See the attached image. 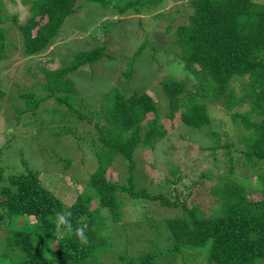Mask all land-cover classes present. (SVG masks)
<instances>
[{
    "label": "trees",
    "instance_id": "16d2710c",
    "mask_svg": "<svg viewBox=\"0 0 264 264\" xmlns=\"http://www.w3.org/2000/svg\"><path fill=\"white\" fill-rule=\"evenodd\" d=\"M20 1L26 6L23 16L16 13L9 16L0 8V59L7 56L6 49L12 45L3 27L6 22H11L20 34L22 54L31 56L58 37L66 20L86 3L111 9L113 14L121 16L128 12L145 13L163 2ZM190 5L192 12L187 23L177 26L167 48H172L184 70L194 77L192 86L187 85L192 81L191 76L185 83L165 72L157 78L154 89L147 87L145 91L127 93L116 84L114 90L104 95L98 110L83 107L69 75L82 66L91 67L103 57L113 58L106 45L98 43L73 53L65 65L51 68L39 61L37 69L26 71V79L34 75L41 87L36 90L38 94L28 89L18 92L25 107L12 105L14 120L24 113L33 118L27 126L50 125L48 134L68 133L79 141L84 140L98 165L84 183L82 194L67 204L42 185L39 171L21 158V152V171L5 170L0 165V229H4L6 235V249L0 254V264H102L101 255L110 252L112 246L108 222L120 219L119 207L125 204V197L149 199L156 201L157 206L179 210V213L158 218L159 234L166 238V251L173 258L169 264L178 261L181 264L190 261L196 264H253L264 259V0H190ZM164 16L158 13L156 17ZM166 33L169 34V29ZM144 47L145 42L139 45L116 81L126 84L132 80L134 62ZM150 56L153 61L157 60L156 52ZM159 66L160 62L155 69ZM236 80L241 83L237 92ZM34 88L31 85L30 89ZM4 95L0 89V97ZM154 95L164 98L165 115L170 120L177 118L182 131L186 126L194 131L199 129V136L212 140V144H197L193 153L210 152L216 162L219 159V164H229L226 174L218 173L211 178L208 172H199L198 179H192L188 185L209 190L207 202L201 197L189 205L187 198L180 199L177 192L175 200L171 201L162 193L154 194L142 187L137 189L134 184L138 149H154L155 142L167 134L161 121L160 104ZM244 105L247 107L240 110ZM216 107L239 131L238 143L243 145L241 159L253 171L249 179L234 173L233 142L218 130L220 127L212 112ZM222 134L227 137L223 143L220 141ZM186 157L183 162L195 163V158ZM116 160H122L127 167L124 183L112 173L107 174ZM60 161L65 167L71 165L68 159ZM170 168L168 182L175 184L184 174L189 178L193 176L177 167ZM188 186L185 184V188ZM60 211H71L73 227H84L89 240L87 245L79 244L74 235L57 236L53 221L55 213ZM28 217H32L35 224L30 218L25 222ZM129 261V264H157L153 252L130 257Z\"/></svg>",
    "mask_w": 264,
    "mask_h": 264
},
{
    "label": "rangeland",
    "instance_id": "374dc122",
    "mask_svg": "<svg viewBox=\"0 0 264 264\" xmlns=\"http://www.w3.org/2000/svg\"><path fill=\"white\" fill-rule=\"evenodd\" d=\"M25 7L20 0H0L1 10L9 16L14 13L23 16ZM176 9H179V12H175ZM191 12L190 0H163L151 11L138 15L128 12L121 16L113 14L111 9L104 10L97 5L86 3L66 20L62 33L58 37L53 39L45 49L31 56L22 54L20 34L17 29L11 26V22H3L2 24H5L2 26L7 30L6 36L12 45L6 49L7 56L0 59V89L5 92V95L0 97V147H3L1 167L3 166L5 170L9 171L18 169L21 171V158L25 159L30 167L39 171L38 177L44 187L54 192L65 204L71 203L78 194H82L84 191V183L98 165L97 159L84 140L79 141L68 133L59 136L48 134L50 125H48L49 127L44 124H36L35 127L27 126L26 123L32 122L33 118L24 113L14 120L15 113L14 110H11L12 105L16 104L22 109L25 107L23 99L20 100L17 95L18 92L28 89L35 90L38 94L36 90H40L41 87L38 86V79L34 78V75H29V80L26 79V73H28L26 71L30 68L37 69L39 61L51 68L65 65L73 53L89 49L98 43V45L105 44L107 52L113 58L103 57L91 67L89 65L82 66L69 75L74 80L83 107L89 106L94 111L98 110L104 95L114 90L117 85L120 90L124 89L127 93L134 90L145 91L147 87L154 89L157 78L165 72L170 76L175 75L178 79H183L185 83L191 76L192 81L189 80L187 85L192 86L195 84L194 77L184 70L183 64L177 59L172 48H167V44L172 42L171 39L177 26L187 23L188 15ZM158 13H163L165 16L163 18L156 17ZM167 29H169L168 35ZM143 42H145V47L134 62L132 80L126 84L116 81V77L129 63V58ZM174 47L177 45L174 44ZM153 52H156L155 58L160 62L158 69H155L157 60L153 61L150 56ZM240 84L238 80L234 82L236 92L239 90ZM31 85L35 88L30 89ZM154 99L158 100L160 104L161 121L167 134L163 139L155 142L154 149H138L135 155L136 166L134 169L136 188H146L154 194L162 193L171 201L175 200L177 192L180 199L187 198L189 205L195 203L196 199L203 198L204 202H207L210 198L209 190L198 187L190 188L188 185L191 184L192 179H198L200 173L203 172H208L211 178L218 173L226 174L229 164H219V159L216 162L210 152L208 154L203 151H201L202 153L200 151L193 153V147L198 146L197 144H212V140H205L203 135H198L199 129L194 131V128L186 125L184 126H186L187 132L186 130L182 131L177 118L170 120L165 115L164 98L158 99L154 95ZM246 107L247 105H244L240 110H244ZM212 112L217 118L216 124L220 127L218 130L226 133L228 140L233 142L231 153L234 161V173H240L249 179L253 171L241 159L240 150L243 145L238 143V129L232 127L226 114L220 113L217 107L213 108ZM219 124L223 125L222 128ZM40 129L43 131L38 132ZM225 139L227 137L222 134L220 141L223 143ZM19 152L24 157L20 158ZM185 157L195 158V163L190 165L188 162H183ZM61 159L70 160L71 165L65 167L64 162L60 161ZM171 166L177 167L185 173L193 174L192 178L184 174L177 183L168 182L166 177L171 176ZM110 167L107 174L112 173L113 176L119 178L121 183L127 181L128 170L122 160H116ZM185 184L188 188H185ZM124 199L125 204L119 207L120 219L108 222L107 231H110L109 241L112 246L110 252L101 255L102 264H129L130 257H137L145 252H153L157 264L172 262L171 254L166 251V238L164 239V236L159 234V228H157L158 218L179 213V210L157 206L156 201L149 199H132L130 197ZM203 204L206 209V203ZM29 218L30 222L34 223L32 217L24 219L25 222ZM5 236V230L0 229V254L4 248L6 249ZM162 245H164L163 249ZM260 261L264 264V259H259L253 264H258ZM174 264L181 263L178 261ZM189 264L196 263L190 261Z\"/></svg>",
    "mask_w": 264,
    "mask_h": 264
},
{
    "label": "clouds",
    "instance_id": "9594fccd",
    "mask_svg": "<svg viewBox=\"0 0 264 264\" xmlns=\"http://www.w3.org/2000/svg\"><path fill=\"white\" fill-rule=\"evenodd\" d=\"M71 216V211H60L55 213V219L53 222L55 224V232L57 236L63 238L65 234L74 235L79 244L87 245L89 240L85 234L84 227H73Z\"/></svg>",
    "mask_w": 264,
    "mask_h": 264
}]
</instances>
